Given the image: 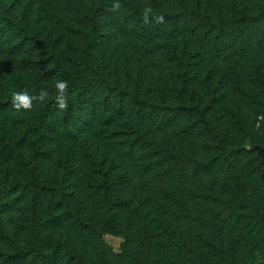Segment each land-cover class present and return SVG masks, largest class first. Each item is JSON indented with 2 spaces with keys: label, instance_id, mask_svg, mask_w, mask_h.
<instances>
[{
  "label": "trees",
  "instance_id": "1",
  "mask_svg": "<svg viewBox=\"0 0 264 264\" xmlns=\"http://www.w3.org/2000/svg\"><path fill=\"white\" fill-rule=\"evenodd\" d=\"M47 8L69 38L63 55L49 42ZM252 46L264 54V0H0V264H216L203 242L194 246L176 193L195 188L209 200L200 177L212 190L208 176L228 171L264 210V164L249 150L264 147V120L255 127L264 90L247 118L235 95L220 93L230 76L211 65ZM59 80L69 84L64 110ZM19 91L34 97L31 110L12 108ZM189 178L193 189L180 185ZM250 212L227 216L263 215ZM203 215L199 224L223 234L219 213ZM102 233L121 239L118 253L103 249ZM88 245L96 253L86 263Z\"/></svg>",
  "mask_w": 264,
  "mask_h": 264
},
{
  "label": "rangeland",
  "instance_id": "2",
  "mask_svg": "<svg viewBox=\"0 0 264 264\" xmlns=\"http://www.w3.org/2000/svg\"><path fill=\"white\" fill-rule=\"evenodd\" d=\"M52 13L51 9H46L45 17H47L49 23L48 27H50V30H47L49 35L48 39L50 43H55L54 45L61 50V54L63 55L69 52L67 47L69 38L67 35L60 33L61 30L58 28V23H53L54 15L58 14V12L55 14ZM122 13V9L119 10V8H117L116 15L119 16L111 18L112 23H115ZM114 27V31L118 33L117 37L124 39L125 36H128L127 33L122 31L120 26L117 28L116 23ZM126 31H128V29ZM231 44V42H226V45ZM258 49V47L252 46L250 52H245L241 55H233L229 52L230 48H227V51L222 54V61L218 60L211 64L213 65L212 69L214 71L222 72L230 76L222 83L224 90L220 89L221 91H217H220L221 95L224 97L225 93L226 95H235V99L241 104V112L244 111V115L247 116V118H250L248 115L252 110L261 107L259 106L260 97H262L263 101L261 90H264V80L263 87L259 91V85L256 84V76L264 75V54L256 52ZM214 65H217L218 68H215ZM253 87H256V94L251 92ZM255 97H257L256 101H254ZM4 118L5 116L0 114V121ZM259 120L263 121L264 118L258 116L255 127L259 126ZM57 141L56 137H52L48 141V144L54 146ZM212 177L214 179V182H212V190L210 189L209 181H205L202 177H200L199 180V183L203 185L204 194L208 195L214 191V193L210 195L209 200L201 198L198 194L199 192H197L195 188L192 190L193 192L191 191V196H184L183 193L179 191L176 193V200L180 201V198L183 199L188 209H190V221L185 225L191 231L190 238L194 246L200 245L201 242H203L198 248H200V251H202L206 257H212L214 261H217L216 264H264V210H255L252 208L251 203L246 200L245 193L236 187L237 182L232 181L228 171H220L215 175L211 173L210 176H208V180ZM180 185L188 186L192 189L194 187L191 178L187 179L186 182L180 181ZM234 196L237 197L238 202L243 204L236 207L232 202H229ZM246 204H248V206H245ZM175 207L176 211L180 209V206L176 204ZM197 207H199L198 210ZM240 207L242 211H253L250 212L252 215H255L257 211L263 213V215L261 219L253 218L247 223L245 222L246 218L234 220L231 216H227L228 212L231 210H239ZM198 213L204 214L202 218H207L213 213H219V220L214 222V224L221 228L223 234H218L211 222H207V226L199 224L200 222H197L196 219ZM192 233L194 234L193 237ZM200 238H202L203 241L200 240ZM120 240L118 236L112 235L111 233H102L99 238L100 245L103 249H108L112 253L119 252ZM212 243L215 244V249L217 251L210 245ZM84 253L86 263H89V259H94L96 250L92 245H88V249ZM192 259L198 260L199 257L193 254ZM112 262L116 264H125V262L118 258Z\"/></svg>",
  "mask_w": 264,
  "mask_h": 264
},
{
  "label": "clouds",
  "instance_id": "3",
  "mask_svg": "<svg viewBox=\"0 0 264 264\" xmlns=\"http://www.w3.org/2000/svg\"><path fill=\"white\" fill-rule=\"evenodd\" d=\"M152 13V9L150 7H146L144 9L143 20L145 23L149 22V14ZM157 23H163L164 17L163 16H156L154 17ZM56 105L59 109L64 110L67 108V94L69 89V84L65 80L57 81L56 85ZM48 93L45 90H41L35 99L44 100L47 97ZM34 97L30 96L27 91H19L13 92L11 96V106L12 108L19 111L20 109H24L26 111L31 110L32 108V100Z\"/></svg>",
  "mask_w": 264,
  "mask_h": 264
},
{
  "label": "water",
  "instance_id": "4",
  "mask_svg": "<svg viewBox=\"0 0 264 264\" xmlns=\"http://www.w3.org/2000/svg\"><path fill=\"white\" fill-rule=\"evenodd\" d=\"M250 151H253L256 156L259 157L260 161L264 164V147L259 146L258 144H254L251 147H249ZM264 174V166L261 169V175Z\"/></svg>",
  "mask_w": 264,
  "mask_h": 264
}]
</instances>
